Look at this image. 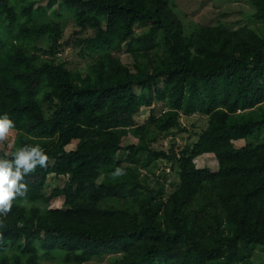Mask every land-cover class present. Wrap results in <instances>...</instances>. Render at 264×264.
<instances>
[{
    "label": "trees",
    "instance_id": "obj_1",
    "mask_svg": "<svg viewBox=\"0 0 264 264\" xmlns=\"http://www.w3.org/2000/svg\"><path fill=\"white\" fill-rule=\"evenodd\" d=\"M249 1L264 21V0ZM35 5L0 0V116L15 125L13 146L0 157L12 159L25 145L48 156L46 167L24 177L25 195L0 215V264L44 257L83 264L107 255L116 256L111 264H258L250 253L264 247V140L252 138L264 129V36L247 25L189 33L169 0H62L77 27L62 41L60 22L30 20L48 9ZM137 24L149 32L137 36ZM70 45L92 57L86 74L54 59ZM123 48L147 56L163 48L164 56L130 65L116 55ZM155 99L166 108L151 110L135 130L141 143L118 158L142 104ZM196 113L209 121L192 147L178 154L150 146L149 132L155 142L154 130L169 133ZM207 153L219 160L218 172L197 167ZM160 158L179 168L180 186L167 200L149 192L137 168ZM117 168L122 175H113ZM51 174L68 180L47 195ZM59 198L62 207H48ZM121 199L138 210L120 207Z\"/></svg>",
    "mask_w": 264,
    "mask_h": 264
},
{
    "label": "rangeland",
    "instance_id": "obj_2",
    "mask_svg": "<svg viewBox=\"0 0 264 264\" xmlns=\"http://www.w3.org/2000/svg\"><path fill=\"white\" fill-rule=\"evenodd\" d=\"M35 1L36 5L34 10L45 7L48 8L43 13L34 14L30 17L32 22L43 21H55L60 22L63 28L62 41L73 37V32L77 29L73 17L70 15L69 10H61L60 4L62 0H59L53 6H51L49 0H30ZM173 14L182 22L185 30L189 33L194 31L198 32L204 26H210L214 28H224L227 30H235L241 26H249L257 30L264 36V21L258 20L254 17L255 7L249 0H169ZM64 8H66L64 6ZM62 14V15H61ZM29 19V18H28ZM150 25L137 24L135 26V34L137 36L148 33ZM39 44L43 45L42 41ZM138 53L128 52L125 48L116 52L117 56H120L125 63L130 65L136 62L149 65L157 64L159 57L164 56L163 48L156 49L149 53V56L142 54L143 51ZM57 63L64 62L72 71H78L86 74L88 72V65L93 61L89 54L85 57L81 54L80 49H76L74 45L68 46L65 50L60 52L55 58ZM135 92L140 94L142 91L139 87H135ZM148 94V91H145ZM47 115L50 117L53 112V108H49L44 104ZM166 108L165 100L155 99L152 105L142 104V109L137 117L139 124L135 128H129L128 133L123 136L124 150L118 153V158L126 160L129 152L126 147L131 144H140V136L136 134L135 130L138 126L144 123L150 116L151 110L155 109L157 114ZM209 116L204 113H196L190 116L182 115L180 118V127L172 129L169 133H158L153 131L157 135L155 142H152L150 137L154 136L151 132L147 134V141L151 147L155 150H164L167 152L180 153L186 147H192L194 142L198 139L199 134L208 126ZM152 129V126H149ZM14 134L10 132L6 141L0 142V154L2 151L10 152L14 143ZM253 141L264 140V129L260 133V139H257L256 135L252 138ZM247 141L245 139L236 140L235 145L237 147H243ZM76 148V143H72L68 146L69 150ZM142 159L146 158V155L141 156ZM146 162V161H145ZM197 167L208 168L213 172L219 171V160L213 153L204 154L199 156L195 160ZM148 163V162H147ZM126 167H135L129 162L125 163ZM138 170L141 173V181L148 187L149 192L153 193L157 200H167L169 196L174 193L180 186L179 181V168L175 161H168L167 159L160 158L157 161L150 162L148 166L138 165ZM147 176V180L143 179ZM104 177L100 178L102 181ZM68 178L65 176H57L51 174L49 176L45 192L47 195L57 188L63 186L67 182ZM164 189L165 194L161 195V190ZM64 204L63 198L53 200L48 207H62ZM120 207L129 210H138V206L131 200L130 202L121 199ZM115 255H107L102 259L94 258L83 264H111ZM252 260L258 264H264V247L256 246L250 253ZM42 264H71L62 262L58 258L42 260Z\"/></svg>",
    "mask_w": 264,
    "mask_h": 264
},
{
    "label": "clouds",
    "instance_id": "obj_3",
    "mask_svg": "<svg viewBox=\"0 0 264 264\" xmlns=\"http://www.w3.org/2000/svg\"><path fill=\"white\" fill-rule=\"evenodd\" d=\"M15 127L13 120L6 114L0 116V142L8 139ZM6 157V154H5ZM0 157V215L11 211L13 201L23 197L27 191L24 177L33 172L37 166L46 167L48 156L39 145H25L15 151L12 159ZM117 168L113 175H122Z\"/></svg>",
    "mask_w": 264,
    "mask_h": 264
},
{
    "label": "crops",
    "instance_id": "obj_4",
    "mask_svg": "<svg viewBox=\"0 0 264 264\" xmlns=\"http://www.w3.org/2000/svg\"><path fill=\"white\" fill-rule=\"evenodd\" d=\"M208 154V153H207Z\"/></svg>",
    "mask_w": 264,
    "mask_h": 264
}]
</instances>
